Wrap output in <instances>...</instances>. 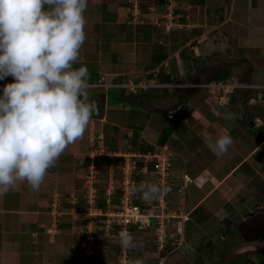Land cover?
<instances>
[{"label": "crops", "instance_id": "obj_1", "mask_svg": "<svg viewBox=\"0 0 264 264\" xmlns=\"http://www.w3.org/2000/svg\"><path fill=\"white\" fill-rule=\"evenodd\" d=\"M150 7L157 8L151 3L146 11L143 10V21L134 23L130 19L128 0H88L84 12L86 39L73 66H86L88 79L93 78V82L101 79L107 83L120 82V79L156 83L149 77L150 74L157 75L159 68L165 72L174 71L169 83L175 81L181 87H175L179 91V111L169 112L167 117L172 120L164 124L168 125L173 120L177 122L164 144L171 153L174 176V190L169 194L168 205L170 213L178 219L175 227L184 229L187 241L196 237L198 246L205 245L212 255V248H216L212 242L214 236L203 232L214 231L215 236L220 232L217 235L220 241L226 236V233H221L224 231L230 236L234 233L237 236L236 224L244 214L264 211V105L259 101L264 94V0H179L177 11L184 27L171 32H165L155 24L158 20L155 15L160 11H149ZM146 24L151 29L144 34L142 26ZM162 35L165 39L168 37L166 44H180V47L169 59L152 67L150 44L154 39L162 40ZM146 38L149 40L146 41ZM182 48L186 51L180 53ZM139 71H142L139 76L133 75ZM224 72L228 73L230 81L260 89H235L232 96L231 93L225 98L205 88L188 86L223 80L221 77L216 79V76ZM6 78L9 82L13 80L11 76ZM4 84L6 82L0 81V88ZM88 84L92 83L88 81ZM99 93V100L90 95L89 99L96 104L103 103L104 109L115 108L109 106L113 102L120 104L119 107L124 105L119 100L121 95L118 98L114 92ZM203 93L206 97L200 98ZM115 98L119 102L114 101ZM235 105L237 108L230 111ZM225 113H230L232 119H224ZM234 113L238 118L233 117ZM256 120H260L261 124ZM106 122V116L99 118L93 115L83 137L70 144L54 166L47 170L38 190H33L23 181L0 195V264H36L38 258L46 255L53 257L52 262L46 264H72L70 250L75 252L82 240L77 238L84 236L80 232L82 224L69 222L68 227L63 224L64 230L69 229L66 233L62 232L58 223L57 232L48 234L47 228L52 224L53 201L58 198V203L65 201L74 205L79 195L84 199L83 180L88 158L94 160L96 155L121 157L119 154H140V151L129 148L107 149L104 140ZM148 124L140 137L156 148L157 145L149 142L145 135ZM224 129L229 130L233 143L227 153L217 156L207 148L206 138L215 139ZM155 135L158 136L157 133ZM169 142L173 144V151ZM195 167L198 169L192 170ZM206 167L211 170L204 169ZM112 172L109 167V175ZM111 190L112 185L109 184V192ZM199 190L201 194L197 193ZM152 199L145 200L152 202ZM250 200L255 201L260 210L245 209L251 206ZM57 211L60 218L58 207ZM82 211L74 205L62 215L65 214L68 217L64 219L71 221L72 216L83 215ZM152 227L153 224L145 230L136 231L144 233ZM74 231H78L79 235ZM197 231H200V238ZM66 236L71 238L70 242ZM178 238L183 240L180 235ZM241 239L245 246L235 253L251 251L250 247L264 241ZM134 240L142 248L141 257L132 261L140 259L143 264H154L157 259L158 264H166L171 247L169 253L166 251L160 255L162 250H157V258H145L144 251L148 247L155 251L157 247L149 245L144 238L141 242L139 237H134ZM173 241L169 240L170 246ZM45 247H50L52 251L43 253ZM184 249L187 251L184 264L206 263L199 251ZM212 257L217 260L218 254ZM89 260L90 256L85 257L84 264H89ZM107 264H116V261L108 260Z\"/></svg>", "mask_w": 264, "mask_h": 264}, {"label": "clouds", "instance_id": "obj_2", "mask_svg": "<svg viewBox=\"0 0 264 264\" xmlns=\"http://www.w3.org/2000/svg\"><path fill=\"white\" fill-rule=\"evenodd\" d=\"M87 4L0 0V80L13 78L0 88V195L23 181L38 190L47 170L83 137L98 111L86 91L87 67L73 66L86 39ZM232 143L228 129L215 139L206 138L207 148L217 156L227 153ZM161 190L158 182L147 181L131 189L144 199L158 197ZM118 237L126 250L139 246L126 230Z\"/></svg>", "mask_w": 264, "mask_h": 264}, {"label": "built area", "instance_id": "obj_3", "mask_svg": "<svg viewBox=\"0 0 264 264\" xmlns=\"http://www.w3.org/2000/svg\"><path fill=\"white\" fill-rule=\"evenodd\" d=\"M159 1V0H155ZM163 7L162 10L157 14L156 25L163 28L165 32H171L174 30H180L184 27L179 21L178 6L179 0H162ZM130 4V19L134 23H139L143 21L144 11L142 9V0H128ZM154 6V5H153ZM149 11H155L154 7L148 8ZM143 16V17H142ZM190 88H205L211 93H219L222 97L227 98L229 94L234 92L235 89H260L258 86H252L245 83H239L237 81H223V80H213L207 83H195L189 84ZM88 87L97 88L101 87L107 88H124L131 93H136L139 90H146L148 88L155 87H181L180 84L175 81L168 84H157L152 83L147 80H139L134 82L133 80H126L125 82L114 84L107 83L99 79L97 82L88 84ZM259 101L264 105V94L263 97L259 98ZM261 124L260 120H256ZM122 157V164L119 167L121 173V196L117 207L109 208L104 213H99L95 207V197H96V164L93 158L90 157L88 161L87 173L83 180V196L87 207L82 211L85 216L86 222L84 226L80 229L83 233V238L79 242V247L87 255H91L96 247V230L103 229L107 234L109 228L112 225L119 226L118 234L122 230L128 231L130 234L131 226H135L138 230H145L153 224V229L156 236L157 250H163L166 242L165 233V217L175 218L172 213H167L168 198L170 192L173 190L174 183L170 179V166H171V153L169 152L167 146L163 145L161 147H156L152 153H140V154H119ZM143 159V172L146 171V163L153 162V180L158 182L161 186V193L158 197L152 199V204L150 206H139L134 203L135 193L131 191L132 187L135 185L133 174L136 169V158ZM170 189L169 191H164L163 189ZM58 198L53 201L52 210V224L47 228L48 234H55L57 232V219L59 217ZM160 209L161 214L158 215L154 212V209ZM98 216L103 217L102 220L98 221ZM87 217V218H86ZM101 223V224H99ZM99 224V225H98ZM119 239V237H118ZM130 250H126L119 247V251L116 257V264H131ZM161 263V262H160Z\"/></svg>", "mask_w": 264, "mask_h": 264}, {"label": "trees", "instance_id": "obj_4", "mask_svg": "<svg viewBox=\"0 0 264 264\" xmlns=\"http://www.w3.org/2000/svg\"><path fill=\"white\" fill-rule=\"evenodd\" d=\"M155 5L157 8L162 10L163 7V1H155V0H142V9L145 10L147 6L150 4ZM145 13V12H144ZM144 28V29H143ZM142 31H144V34L150 31L151 27L150 25L146 24V26H142ZM163 29V28H162ZM141 30V29H140ZM160 37V35H159ZM163 38V35H162ZM146 41L149 39H145ZM167 39L163 38L162 40H159V38L154 39V41L150 44V50H151V60L150 65L152 67L160 65L164 60L169 59L170 55L174 53L176 49H178L179 45H171L166 44ZM183 51H186L184 48L180 51L182 53ZM173 61V60H170ZM174 74V71L171 70L170 72L163 71L162 68H159L157 75L153 76L152 74L149 75L150 78H153L157 84H164L171 82L170 77ZM223 78L224 81H230L228 73L225 72L223 75H217L216 79ZM93 78H89V83H95L93 82ZM125 80L120 79V82H111L114 84H119L122 82H125ZM134 82H137L138 80H133ZM95 89V91L99 92H107V93H121L120 101L124 104L126 102V97H130L132 94L128 90L124 88H91ZM151 89H168L165 87H155V88H148L146 90H139L138 95H141L139 93H147V91ZM239 92V90H236ZM101 94V93H100ZM95 96L92 97H98V94H94ZM233 93L231 94V96ZM116 96V95H114ZM118 97V94H117ZM123 97V98H122ZM119 98V97H118ZM99 100V98H96ZM114 103V102H113ZM98 111L94 114L96 117L102 118L103 116H106L107 122L105 124V137L106 139V147L110 150H117L120 149V141L122 139H126L128 148L135 151H140V153H152L155 148L154 145L147 143L145 140H143L141 136V132L146 127V125L150 121L151 114L141 108V107H130V106H121L117 108H106L104 109V105L101 102L97 103ZM264 109V108H263ZM262 109V110H263ZM264 111V110H263ZM264 119V115L262 116ZM176 120H173L170 124L164 125L158 132V136L155 142V145L157 147H161L168 141L171 132L173 128L176 125ZM151 151V152H147ZM90 159V158H88ZM136 169L133 174L134 183L135 185H139L142 182H154L153 180V162H147L146 163V172H142V168L144 166L143 159L142 158H136ZM94 162L96 164V182H95V189H96V197H95V207L98 210L99 213L106 212L109 208H115L118 206L121 196V173L119 167L122 164V157L114 156L109 157L107 155H96L94 157ZM109 167L113 169L112 175H109ZM102 173V175H101ZM106 173V176L104 174ZM110 179L113 181V187L112 190L109 192V185L108 180L110 182ZM170 179L174 183V176L171 170L170 166ZM101 181V182H100ZM174 189V187H173ZM169 200V198H168ZM135 204L143 207V206H150L152 204L151 201H146L144 198H142L140 193H135V199L133 200ZM77 210H84L87 207V204L85 202V199H82L81 195L78 197V201L76 204H74ZM74 205H70L66 203L65 201H62L58 204V209L61 212L60 218L64 219L66 216L65 214L62 215L66 209L70 207H74ZM168 211L169 207H168ZM103 217L98 216V221L102 220ZM64 224V223H63ZM63 224L59 222L60 229L62 228V232H69V229L64 230ZM70 223H66V227L69 226ZM101 224V223H99ZM98 224V225H99ZM229 225V224H228ZM227 225V226H228ZM65 227V228H66ZM153 229V228H150ZM138 230L135 226H131L130 232L133 236V232ZM118 231L119 226L112 225L107 234L103 229L96 230V240H95V249L94 252L90 255L89 264H107V261H116V257L119 251V243H118ZM167 237V236H166ZM134 238V236H133ZM77 239H82L80 236ZM167 239V238H166ZM156 248V246L154 245ZM142 247H137L135 249L130 250V259L132 260L137 257L140 258V250ZM170 248L169 239L165 242V246L160 255H164L166 251H168ZM217 249V248H216ZM153 250V249H152ZM236 257L231 259L229 261V264H240L243 262H246L248 260L247 252L240 253L235 255ZM239 258H243L242 260H239ZM29 264V263H26ZM153 264V263H152ZM154 264H158V261L156 259V262Z\"/></svg>", "mask_w": 264, "mask_h": 264}, {"label": "rangeland", "instance_id": "obj_5", "mask_svg": "<svg viewBox=\"0 0 264 264\" xmlns=\"http://www.w3.org/2000/svg\"><path fill=\"white\" fill-rule=\"evenodd\" d=\"M145 11H146V9H145ZM159 11H160V9L156 8L154 12L156 13ZM155 16L158 17V15H155ZM151 20H153V19H151ZM141 73H142V71H139V72L133 73V75L139 76ZM141 76H143V75H141ZM144 76H146V75H144ZM136 78L139 79L142 77H136ZM0 81L7 83V82H9V79L5 78L4 80H0ZM200 90H204V89H200ZM86 91L88 92V95H90V96H95L94 94H98V97H96V98L100 99V97H101L100 93L95 91V89H91V87H88L86 89ZM117 94L120 97L121 93L118 92ZM139 94H141V95H139V97H138V93H134L130 97L129 96L126 97V102L124 103V105L125 106L129 105L130 107L139 106V107L147 110L151 114V117H150L151 120L149 121V124H148V127H149L148 133H145V135H146L147 140L149 142L155 143V139H156L155 136H157V135H155V133L158 134V132H160L159 130L162 128V125L166 124V121L172 120V119H169L167 117V115H169V112H177L178 113V111H179V108H180L179 91H176V88L173 87V88H168V89H151V90L147 91V93H139ZM204 97H206L205 93H203L200 96V98H204ZM114 101H116V98ZM116 102H119V101H116ZM109 106L116 108V107H119L120 104H118V103L114 104L113 103V104H110ZM161 108L165 109V110H162ZM235 108H237V105H235L234 108L230 109V111H234ZM235 114L236 113L233 114V117L238 118L237 114L236 115ZM169 144H170V142H169ZM119 145H120L119 148H121V149L128 148L126 139H122V141H120ZM169 147L172 151L174 150L173 144L172 145L170 144ZM196 169H198V167H195L192 170H196ZM204 169H207L208 171H209V169L211 170L210 167L209 168L206 167ZM101 175H102V173H101ZM104 176H106V173L104 174ZM109 184H111L113 187V182L110 183L108 180V185ZM81 190H82V188H81ZM197 193L201 194L202 192H201V190H199ZM170 199H171V196H170ZM172 203H170V205ZM249 203L250 204L252 203L251 206H249L245 209L260 210V209H258V205L255 203V201L250 200ZM168 207H169V205H167V211H168ZM154 210H155L154 212H156V214H158V215L161 214L159 208L158 209L156 208ZM169 210H171V209L169 208ZM245 211H250V210H245ZM169 212H167V213H169ZM59 222H61L62 224L72 222V224H76L79 226L82 224L81 226L83 227L85 225L84 222H86V219H85L84 215L79 214L78 216H72L71 221L66 220V219H62V217L61 218L58 217L57 224ZM177 222H178V219H175V218H171V217H165L164 218L165 233L167 236L166 238L169 240H172V241L174 240L170 246L171 252L170 251L167 252V253H169V252L170 253L166 257V258H168L166 260V264H184V262L186 260L185 257L187 254V251L184 248H187V249L191 248V249L199 251L201 254H203L204 261L206 262L205 264H229V261L231 259L235 258L236 257L235 255L239 254V253H235V252H237V250H241V248L245 246V243L240 238L238 233H237V236L235 233L230 236V233H228L226 231L221 232V233H226V236H224L223 239L220 241V239H218L220 232H218V234H217L218 236L217 235L215 236L216 232L207 230L206 232H203V234L211 233V236L212 237L214 236L212 239V242H214V244H215L214 246H216V248H217V249L214 247L212 248L213 251H212V255H211V254H209V250L206 247H204L205 245H203V246L199 245L198 246L199 241H197L196 237L194 239L189 238V242H188L186 233L184 232V229L183 228L177 229L175 227ZM76 229H78V228H76ZM74 232H76L75 234L79 235L78 231H74ZM72 233H73V231H72ZM179 235L183 237V240L178 238ZM133 236L137 237V239L139 237L140 242H141L142 238H144V239H146V241H148L149 245H155L157 247L154 229H152L150 231L148 230L147 232H144V233L139 232V231H134ZM197 236L200 238V231H197ZM66 239L69 241V239H71V238L66 236ZM76 248L77 249L75 252H71V250H70V253H71L70 256L72 258L71 262H72V264H84L85 257H88L89 255H87L85 252H83V250L79 249V248H81V246L79 247V245H78ZM250 248H251V251L247 252V257H248L247 262H249L248 264H263L264 263V241H261V242L257 243L255 246L250 247ZM47 250L52 251L50 249V247H48V248L45 247V248H43V253H46ZM144 252L146 255L145 258L153 259V258H157V256H159V254L157 253V249H156V251L155 250L152 251V248L148 247V250H145ZM62 254H65L64 251H62ZM217 254H218L217 260L213 259L212 256L217 255ZM220 254H222V255H220ZM51 256L52 255H50V256L46 255L44 257L38 258V260H37L38 262L36 264H46L47 262L51 263L53 260V257H51ZM242 259L243 258H239V260H242Z\"/></svg>", "mask_w": 264, "mask_h": 264}, {"label": "water", "instance_id": "obj_6", "mask_svg": "<svg viewBox=\"0 0 264 264\" xmlns=\"http://www.w3.org/2000/svg\"><path fill=\"white\" fill-rule=\"evenodd\" d=\"M236 232L241 238L251 240L264 239V211L248 212L236 224Z\"/></svg>", "mask_w": 264, "mask_h": 264}]
</instances>
